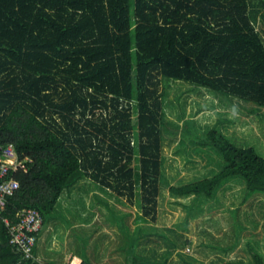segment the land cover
I'll return each mask as SVG.
<instances>
[{
    "label": "trees",
    "instance_id": "trees-1",
    "mask_svg": "<svg viewBox=\"0 0 264 264\" xmlns=\"http://www.w3.org/2000/svg\"><path fill=\"white\" fill-rule=\"evenodd\" d=\"M258 13L252 0H0V157L11 143L25 163L0 176L19 182L0 214V264H44L43 228L27 258L5 220L33 208L45 224L83 178L129 189L144 210L139 221L155 219L161 184L195 199L233 178L244 180L246 198L264 192V156L216 128L198 135L222 157L212 176L171 184L161 160L165 78L264 107ZM149 233L138 224L127 234V264L147 261L135 247ZM69 264L97 263L83 255ZM252 264H264L255 249Z\"/></svg>",
    "mask_w": 264,
    "mask_h": 264
},
{
    "label": "rangeland",
    "instance_id": "rangeland-1",
    "mask_svg": "<svg viewBox=\"0 0 264 264\" xmlns=\"http://www.w3.org/2000/svg\"><path fill=\"white\" fill-rule=\"evenodd\" d=\"M252 2L259 9L255 23L264 38L263 0ZM160 91L167 129L162 174L171 184L221 169V155L198 137L212 128L237 144L255 146L264 156V107L169 78ZM245 188L243 179L233 178L215 197L195 199L174 196L161 184L155 219L151 214L139 221L144 210L129 189L121 194L90 178L80 179L64 190L58 215L44 224L39 258L44 264H69L72 257L86 255L97 264H127L126 236L135 234L140 224L150 232L136 243L135 254L147 259L141 264H252L253 249L264 255V192L246 198Z\"/></svg>",
    "mask_w": 264,
    "mask_h": 264
},
{
    "label": "built area",
    "instance_id": "built-area-1",
    "mask_svg": "<svg viewBox=\"0 0 264 264\" xmlns=\"http://www.w3.org/2000/svg\"><path fill=\"white\" fill-rule=\"evenodd\" d=\"M25 163L18 157V152L13 144L1 147L0 176L5 177L10 170L24 167ZM19 187V182L13 177L6 178L0 183V214L6 205V196L12 194ZM10 226L11 243L24 252L25 257L33 256V248L37 243V233L43 228L44 219L41 213L33 208L20 212V219L15 223L5 220Z\"/></svg>",
    "mask_w": 264,
    "mask_h": 264
}]
</instances>
